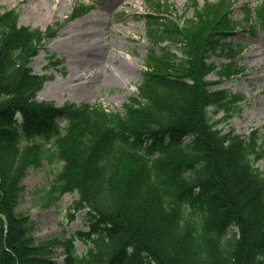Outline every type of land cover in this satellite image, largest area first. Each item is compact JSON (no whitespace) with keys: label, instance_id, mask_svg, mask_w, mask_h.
Segmentation results:
<instances>
[{"label":"trees","instance_id":"1","mask_svg":"<svg viewBox=\"0 0 264 264\" xmlns=\"http://www.w3.org/2000/svg\"><path fill=\"white\" fill-rule=\"evenodd\" d=\"M234 5L191 0L181 26L161 15H171L167 0H147L146 70L116 112L35 101L46 77L28 64L56 31L19 26L15 10L0 14V264H55L59 247L65 264H264V170L255 167L263 145L257 131L218 128L213 116L230 119L244 98L206 80L242 72L240 47L226 41L240 25ZM87 9L79 4L72 18ZM244 10L243 30H264V0ZM219 55L231 63L218 67ZM50 140L63 162L51 193L76 191L73 209L91 220L83 253L75 236L36 244L29 218L16 212L26 170L40 165Z\"/></svg>","mask_w":264,"mask_h":264},{"label":"rangeland","instance_id":"2","mask_svg":"<svg viewBox=\"0 0 264 264\" xmlns=\"http://www.w3.org/2000/svg\"><path fill=\"white\" fill-rule=\"evenodd\" d=\"M147 0H0V12L17 9L21 25L40 28L62 24L53 39L42 42L29 67L34 74L51 79L36 93V100L102 106L107 111H120L127 99L136 92L144 69V58L149 48L145 28L140 16L147 13ZM191 0H168L174 17L190 18ZM202 5L205 0H196ZM216 2L217 0H209ZM261 0H234L231 19L242 22L246 6L254 7ZM93 4L95 8L86 15L66 23L75 3ZM232 44L241 48L236 60L243 72L227 80L210 75L209 82H218L232 94L244 97L241 110L228 121L220 112L218 127L248 136L256 130L264 148V31L249 34L236 28ZM51 56L61 61L55 66ZM216 64H226L223 57L212 59ZM132 89V92H128ZM63 125V121H58ZM25 143L21 141V146ZM54 147L45 144L39 167H30L22 185L16 211L29 216V230L35 243L51 239L64 240L77 232H88L90 219L86 210L73 212L70 207L76 194H66L58 201L46 199L47 191L62 167L55 159ZM264 170V157L256 163ZM48 203V205H46ZM71 215L73 217H71ZM85 237L75 241L76 250L84 252ZM56 252V264H63V255ZM58 255V256H57Z\"/></svg>","mask_w":264,"mask_h":264},{"label":"bare ground","instance_id":"3","mask_svg":"<svg viewBox=\"0 0 264 264\" xmlns=\"http://www.w3.org/2000/svg\"><path fill=\"white\" fill-rule=\"evenodd\" d=\"M128 92H132V89H128Z\"/></svg>","mask_w":264,"mask_h":264}]
</instances>
